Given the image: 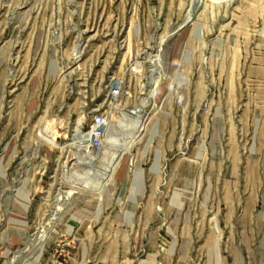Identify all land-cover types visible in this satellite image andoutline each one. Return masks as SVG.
Masks as SVG:
<instances>
[{"label": "rangeland", "instance_id": "1", "mask_svg": "<svg viewBox=\"0 0 264 264\" xmlns=\"http://www.w3.org/2000/svg\"><path fill=\"white\" fill-rule=\"evenodd\" d=\"M0 264H264V0H0Z\"/></svg>", "mask_w": 264, "mask_h": 264}, {"label": "built area", "instance_id": "2", "mask_svg": "<svg viewBox=\"0 0 264 264\" xmlns=\"http://www.w3.org/2000/svg\"><path fill=\"white\" fill-rule=\"evenodd\" d=\"M110 94L112 97H121L124 95V91L119 84L112 86L110 89ZM105 124L102 116L95 117V124L93 127L95 128V136L93 140V144L96 148H99L103 145L104 137L106 136L107 132L104 130L103 125Z\"/></svg>", "mask_w": 264, "mask_h": 264}, {"label": "bare ground", "instance_id": "3", "mask_svg": "<svg viewBox=\"0 0 264 264\" xmlns=\"http://www.w3.org/2000/svg\"><path fill=\"white\" fill-rule=\"evenodd\" d=\"M221 2V1H220ZM256 2V1H255ZM254 2V3H255ZM233 3V2H232ZM256 4V3H255ZM252 6V5H251ZM255 8V7H254ZM253 14V13H252ZM255 14V13H254ZM262 15V14H261ZM244 15H242V17H243ZM250 16V15H249ZM247 19V18H246ZM248 23V22H247ZM194 27V26H193ZM243 27V26H242ZM148 50L146 49V50H144V52H147ZM78 58V57H77ZM77 58H76V60H77ZM131 125V124H130ZM103 127H104V130H106V127H108L107 126V123H105L104 125H103ZM95 128L94 127H92L87 133H84L81 137L82 138H79L80 139V142H82V143H84L85 144V146L92 152V153H95V152H93V150L94 151H96L97 152V150L99 149V148H96L95 146H94V144H93V140H94V136H95V130H94ZM128 130V129H127ZM107 133H108V131H106ZM128 133V132H127ZM125 134V133H124ZM128 134H130V133H128ZM128 134H127V136H128ZM107 135V134H106ZM108 135H109V133H108ZM124 137H125V135H124ZM78 139V140H79ZM125 139H127V138H125ZM104 141V140H103ZM128 141V140H127ZM106 143H108V141L106 142ZM85 147V148H86ZM102 150H104V148H101ZM83 150H85V149H83ZM90 156V155H89ZM90 162V161H89ZM81 164V163H80ZM112 167V166H111Z\"/></svg>", "mask_w": 264, "mask_h": 264}]
</instances>
